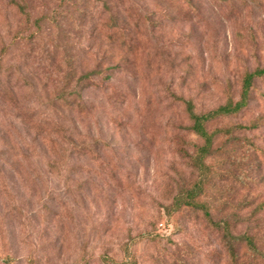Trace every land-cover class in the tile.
<instances>
[{"label": "rangeland", "instance_id": "374dc122", "mask_svg": "<svg viewBox=\"0 0 264 264\" xmlns=\"http://www.w3.org/2000/svg\"><path fill=\"white\" fill-rule=\"evenodd\" d=\"M263 67L264 0H0V264H261L222 221L264 248V76L208 123L213 221L173 202L202 141L183 100Z\"/></svg>", "mask_w": 264, "mask_h": 264}, {"label": "trees", "instance_id": "16d2710c", "mask_svg": "<svg viewBox=\"0 0 264 264\" xmlns=\"http://www.w3.org/2000/svg\"><path fill=\"white\" fill-rule=\"evenodd\" d=\"M19 8L24 11L21 6H19ZM95 71L96 70H92L91 72L83 74L81 79L88 78ZM262 76H264V67L256 68L253 71H246L242 77L240 99L234 101L230 95H227L224 104H220L204 113L195 111L191 100H183L185 110L191 121L188 128L192 133L201 138L202 141L196 146L192 155V165L198 171V177L191 185L184 187L178 195H176L173 202L174 205L180 206L184 204L188 207L200 208L204 211L208 221H213L209 210L207 209V205L198 200V197L203 190L204 185L209 181L211 173L210 166L206 162V159L212 155L215 141L226 131L225 129H222V127L209 129L208 123L227 115L236 114L245 107L247 105L249 94L254 86V79ZM251 125L254 126L255 124L252 123ZM213 224L218 228L221 227V223L219 222L214 221ZM231 227L232 225L228 221H222V236L224 237L230 259H232L234 263L237 261V247L242 245L245 246L251 254H256V257L261 260V264H264V248L258 247L256 239L248 234H233L231 232ZM125 252L126 260L115 262L104 257L103 264H132L133 260L129 254L128 248H126Z\"/></svg>", "mask_w": 264, "mask_h": 264}, {"label": "built area", "instance_id": "2783aa9c", "mask_svg": "<svg viewBox=\"0 0 264 264\" xmlns=\"http://www.w3.org/2000/svg\"><path fill=\"white\" fill-rule=\"evenodd\" d=\"M160 225H162V226H163V223H160Z\"/></svg>", "mask_w": 264, "mask_h": 264}]
</instances>
